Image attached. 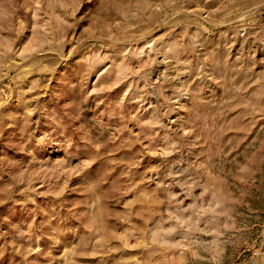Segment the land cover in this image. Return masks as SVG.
Returning a JSON list of instances; mask_svg holds the SVG:
<instances>
[{
    "label": "rangeland",
    "instance_id": "1",
    "mask_svg": "<svg viewBox=\"0 0 264 264\" xmlns=\"http://www.w3.org/2000/svg\"><path fill=\"white\" fill-rule=\"evenodd\" d=\"M0 264H264V0H0Z\"/></svg>",
    "mask_w": 264,
    "mask_h": 264
}]
</instances>
